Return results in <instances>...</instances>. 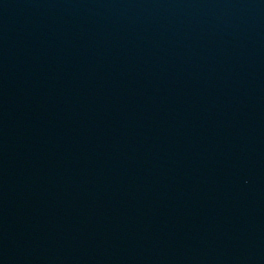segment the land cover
<instances>
[{
	"label": "water",
	"instance_id": "1",
	"mask_svg": "<svg viewBox=\"0 0 264 264\" xmlns=\"http://www.w3.org/2000/svg\"><path fill=\"white\" fill-rule=\"evenodd\" d=\"M0 264H264V0H0Z\"/></svg>",
	"mask_w": 264,
	"mask_h": 264
}]
</instances>
